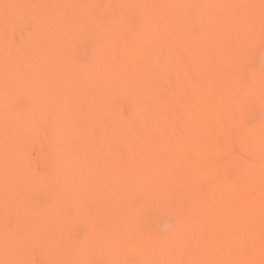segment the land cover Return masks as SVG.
<instances>
[{
	"label": "bare ground",
	"instance_id": "6f19581e",
	"mask_svg": "<svg viewBox=\"0 0 264 264\" xmlns=\"http://www.w3.org/2000/svg\"><path fill=\"white\" fill-rule=\"evenodd\" d=\"M0 264H264V0H0Z\"/></svg>",
	"mask_w": 264,
	"mask_h": 264
},
{
	"label": "rangeland",
	"instance_id": "374dc122",
	"mask_svg": "<svg viewBox=\"0 0 264 264\" xmlns=\"http://www.w3.org/2000/svg\"><path fill=\"white\" fill-rule=\"evenodd\" d=\"M27 28H29V26H27Z\"/></svg>",
	"mask_w": 264,
	"mask_h": 264
}]
</instances>
